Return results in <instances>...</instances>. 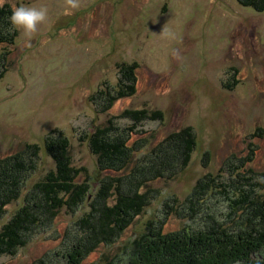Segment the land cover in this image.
Instances as JSON below:
<instances>
[{
	"label": "rangeland",
	"instance_id": "374dc122",
	"mask_svg": "<svg viewBox=\"0 0 264 264\" xmlns=\"http://www.w3.org/2000/svg\"><path fill=\"white\" fill-rule=\"evenodd\" d=\"M9 4L46 7L48 18L31 39L13 26L18 36L0 76V158L14 154L15 169L31 168L21 198L0 211V230L68 159L82 184L71 207L33 209L30 220L39 221L26 245L0 264H126L150 231H197L209 217L236 229L238 190L264 199V11L238 0H82L78 10L65 0ZM135 65L137 86L122 74ZM120 93L126 98L112 102ZM184 128L196 144L187 165L181 152L176 169L162 171L173 179L136 188L162 140ZM96 143L108 149L100 154ZM113 147L128 161L121 173L106 172ZM209 177L215 186L196 202ZM135 190L149 195L148 207L115 234L104 207ZM188 206L194 214L179 218Z\"/></svg>",
	"mask_w": 264,
	"mask_h": 264
},
{
	"label": "trees",
	"instance_id": "16d2710c",
	"mask_svg": "<svg viewBox=\"0 0 264 264\" xmlns=\"http://www.w3.org/2000/svg\"><path fill=\"white\" fill-rule=\"evenodd\" d=\"M238 2H242L243 6H251L259 10V12L264 11V0H238ZM6 3L3 7H0V76L4 71L8 70L7 66L10 64V56L14 51L15 39L18 36L9 19L12 15V7L9 4V0H6ZM122 71L123 79L137 86L140 82L138 74L141 69H139V66L128 67L127 69H122ZM134 86L131 89L133 91L131 94L133 95L136 90ZM123 97L126 98L125 94L120 93L116 97H112L111 101L121 100ZM155 116V114L151 116L152 120L158 119ZM167 132L169 133L170 131L167 130ZM162 141V144L159 143L161 144L160 158L155 161L154 166L148 167V171L151 173L145 175V178L138 182L141 186L138 185L136 188H145L152 182L157 181V178L173 179L172 177L174 176L171 173L168 177L162 171L175 170L177 164L180 163L179 153L181 152L184 160L182 165H187L189 153H192L196 148L190 128H184L177 133L172 132ZM96 146L99 147L98 151L100 154L108 149V146L102 148L97 143ZM258 148L259 153L257 152L258 150L253 152V155L248 159L250 164L254 161L255 156L258 157L260 155L262 149L261 147ZM112 149V152H115L114 147ZM92 152L96 153L93 150ZM114 152L112 155L108 154V151L104 153V159L111 156L106 162V172L121 173L126 168L127 158L114 155ZM112 157L116 158L117 161H113ZM17 158L14 154L0 158L1 212L4 208L21 198L22 191L20 187L30 176L27 173L31 168L29 169L25 162L20 163L23 166L20 165L17 169L11 165L12 162L15 163ZM31 161L34 167L35 162ZM111 162L113 165L111 164L108 167ZM70 164H72V161L68 159L63 165V169L58 170L62 172L47 176L42 182L43 186L36 188L37 194L33 195L34 198L24 201L20 211L18 213L15 212L3 226L0 230V256L13 255L17 248L26 245L27 234L31 231L32 225L39 221L37 218L32 224L30 219H33L34 216L30 212L34 213L33 209L41 210L42 213H50L59 206H69L71 202H77V199H81L79 187L82 183H77L79 173H77V170L69 169L71 168ZM114 164L117 165V169L113 167ZM215 183L216 180L213 177H209L208 180L199 183L195 189V193L198 196L193 199L196 202H199L202 198L204 199L205 195L211 192ZM134 192L133 198L128 199L126 197L122 200L123 203L120 199V202L118 201L111 208L104 207V210L110 213L107 223H111L114 231H116L115 234L121 233L127 227V225H121L123 222L134 220L136 215L148 207L147 199L150 198L148 197L149 195L146 197V193L139 194L138 190ZM236 195L238 199H236L235 203L239 204L236 206L234 214L239 213L238 218L241 219L237 223L236 229L224 227L209 217L212 223L197 231H193L188 227L171 234H163L159 230L150 231V233L139 238L137 244H134L135 247L134 245L132 246V255L126 264H264V199L252 195L251 191L246 194V192L238 190ZM89 197L88 194L85 197L86 200H89ZM196 202H194V205ZM190 205L192 204L190 203ZM189 206L187 207L188 211L182 212L179 218L185 220V217L188 218L194 214L193 210H190L192 206ZM52 214L54 213L52 212ZM127 218L130 220H126ZM80 249H83V245ZM80 249L79 246L76 247L77 251H80Z\"/></svg>",
	"mask_w": 264,
	"mask_h": 264
},
{
	"label": "clouds",
	"instance_id": "9594fccd",
	"mask_svg": "<svg viewBox=\"0 0 264 264\" xmlns=\"http://www.w3.org/2000/svg\"><path fill=\"white\" fill-rule=\"evenodd\" d=\"M6 0H0V7H3ZM68 8L78 10L82 5V0H65ZM48 18V10L46 7H36L34 5L19 6L12 5V15L10 16L11 24L23 31V34L31 39L37 33L38 27L44 24ZM165 32V28L163 33Z\"/></svg>",
	"mask_w": 264,
	"mask_h": 264
}]
</instances>
